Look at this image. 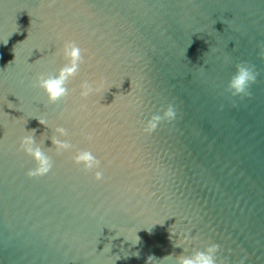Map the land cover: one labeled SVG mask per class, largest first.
<instances>
[{"label": "water", "instance_id": "obj_1", "mask_svg": "<svg viewBox=\"0 0 264 264\" xmlns=\"http://www.w3.org/2000/svg\"><path fill=\"white\" fill-rule=\"evenodd\" d=\"M67 39L86 62L49 104L32 83ZM262 44L264 0H0V264H176L210 243L218 264H264ZM240 61L259 72L243 98L225 90ZM83 79L110 87L81 100ZM56 126L103 182L49 149ZM31 129L54 161L40 177L19 148Z\"/></svg>", "mask_w": 264, "mask_h": 264}, {"label": "clouds", "instance_id": "obj_2", "mask_svg": "<svg viewBox=\"0 0 264 264\" xmlns=\"http://www.w3.org/2000/svg\"><path fill=\"white\" fill-rule=\"evenodd\" d=\"M261 50L258 53L261 59H264V44L258 45ZM59 54L63 56L65 63L57 70L55 74L51 73H39L36 75L32 86L39 88L45 94L49 104H55L58 101H62L70 96L74 89L69 88L70 82L80 73L81 65L84 64L85 56L87 55V49L82 48L75 40H64ZM235 71L230 76L227 82L226 91L233 97H248L251 95V86L256 83L259 72L256 70L255 65L249 64L247 61H240L235 64ZM110 87V86H109ZM108 87V88H109ZM104 88L103 81L100 80H88L83 79L79 84V97L81 100L87 101L91 96L101 94L108 90ZM99 102V101H97ZM81 108L86 107V104H81ZM176 117V111L172 104H169L162 112V114H153L150 119L147 120L144 127L146 133H152L159 125L161 121H172ZM42 125H48L39 120ZM54 133L50 137L53 148L57 155L74 150V154L71 155V160L74 164L81 166V170L85 173L91 172L94 180L98 182L104 181V173L100 169L101 161L90 150L76 149L75 146L68 139H61L60 137H68L69 131L63 126H56L51 129ZM27 134L19 138V148L25 154L32 157L35 162V166L29 169L26 173L29 177H40L48 174L53 167V159L48 155L39 144H37L35 137V129L26 131ZM43 136V134L41 135ZM91 140L89 135L86 137ZM44 141H41L43 143ZM185 239L189 237L185 236ZM195 239V237H192ZM139 238L137 237L136 243ZM179 247V244H176ZM219 245L216 243H210L205 246L203 250H195L189 255H185L184 251L175 256L176 264H218L217 253ZM172 255L166 256L164 259L171 258ZM156 258L149 255L146 258V264H151Z\"/></svg>", "mask_w": 264, "mask_h": 264}]
</instances>
